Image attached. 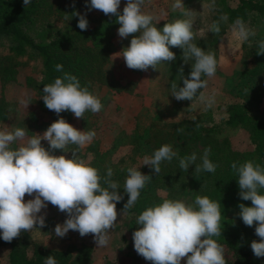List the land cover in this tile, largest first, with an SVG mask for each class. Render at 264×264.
Wrapping results in <instances>:
<instances>
[{"label": "clouds", "instance_id": "clouds-1", "mask_svg": "<svg viewBox=\"0 0 264 264\" xmlns=\"http://www.w3.org/2000/svg\"><path fill=\"white\" fill-rule=\"evenodd\" d=\"M32 0H23L27 6ZM121 0H90L88 11L93 9L106 16H115L119 23L120 38L132 36L128 47L119 52L129 69L147 71L155 69L162 62L176 60L169 46L182 50L181 58L186 64L192 61L191 71L183 77V65L178 68L183 86L176 81L170 85V94L177 101H191L192 111H204L217 103V93L201 91L208 87V81L215 77L217 59L214 52L197 46L198 38H207L209 32L219 35L221 24L228 22L227 14H220L206 28L194 31L198 12L185 7L182 0H174L171 11H179L182 18L164 23L162 29L156 25L161 19L143 10L145 0H126L122 12L118 11ZM202 8L208 12L217 10L216 0H209ZM77 16V27L86 31L89 27L86 14L73 12ZM66 21L70 19L65 17ZM231 30L241 44L254 38L257 33L243 19L237 18ZM251 46V45H250ZM257 55H264V39L256 41ZM55 70L63 75L52 83L44 84L42 92L44 105L58 116L70 111L75 118H84L86 112L99 113L103 104L100 99L82 86L77 76L63 71L62 64ZM197 103L193 104V101ZM25 107L31 102L22 99ZM196 120V115L190 117ZM28 130L16 127L9 131L0 130V238L7 243L18 238L22 232L43 228L46 224L47 207L50 203L67 218L57 224L54 234L63 238L70 230L81 237L91 234L97 247H105L109 242V231L117 221L116 203L123 199L118 192L121 188L112 177L109 167L101 176L99 170L88 161L81 159L79 150L89 145L96 136L94 130H78L65 119L58 118L42 134L28 136ZM47 141V149L41 141ZM19 142V143H17ZM16 144V147L13 145ZM75 146V147H72ZM71 152L70 157L54 155V150ZM211 149L205 148L199 157L197 153L180 157L170 144H163L151 156H145L141 165H147L154 175L161 172L164 161L173 158L179 161V168L185 172L194 165L197 173H215L218 165L209 159ZM140 165V166H141ZM230 167L237 178L239 196L251 201V206L240 203L239 217L246 226L255 223V234L251 250L257 258L264 257V167L252 160L233 161ZM139 167H128L123 190L127 201L123 211L132 209L140 192L151 180V175L143 174ZM32 197L25 201V195ZM221 204L208 196L197 195L192 203L179 199H164L161 203L147 207L135 220L139 227L133 231L132 240L136 253L152 264H226L224 248L216 239L222 231ZM44 264H58L49 255Z\"/></svg>", "mask_w": 264, "mask_h": 264}, {"label": "trees", "instance_id": "trees-1", "mask_svg": "<svg viewBox=\"0 0 264 264\" xmlns=\"http://www.w3.org/2000/svg\"><path fill=\"white\" fill-rule=\"evenodd\" d=\"M235 5H230L227 0H218L221 10L228 15V21L235 19H246L248 11H255L264 18V0H234ZM123 9L118 11L122 12ZM86 14L89 27L86 31H81L77 27V16L73 12ZM50 16V21L46 20ZM66 16L70 19L63 20ZM219 15L216 16V19ZM45 17V18H44ZM174 21V20H173ZM172 21H165L170 23ZM119 23L115 16H106L104 13L99 17H91L81 10L77 1L72 0H32L24 6L23 0H0V39L8 40L9 49L16 54H28L32 57L40 58L42 74L40 82L37 83L38 107L31 111L29 122L30 135L33 136L37 129H46L58 118L69 121L74 118L70 111H63L59 116L44 105L41 98L44 93V84L52 83L56 77L62 76V72L55 70L56 64L63 65V71L69 72L80 80L82 86L89 87L91 82L100 77V82L113 85L102 73V64L108 59L110 52L115 48V44L109 40L114 32V28ZM163 25L159 28L162 29ZM123 40V43L127 42ZM202 49L205 46L197 44ZM172 47V46H171ZM170 47V48H171ZM256 45L250 50V56L242 61L241 69L242 81L238 85V93L243 97V101L229 104L225 121L230 126L242 124L247 127L252 149L240 151L228 145L226 137H218L216 133L222 129L220 122L209 121L204 114L197 116L193 121L190 117L178 119L176 122L179 132H192L197 138H202L205 142L202 145L192 146L182 139L176 140L173 148L180 157L197 153L198 159L203 155L205 148L211 149L209 159L218 165L215 173L203 174L193 173L189 178L186 172L179 168V161L173 158L171 162L164 161L161 164V172L154 175L153 172L147 174V165H141L140 156H151L153 152L163 144H169L163 136L152 135L151 128L148 132L135 119L130 131L122 133L121 137L113 140V147L123 141L129 142L132 154H126L119 159L112 160L109 151L102 150L95 142L80 149L82 159L88 161L91 157V166L97 168L101 176L106 174V170L111 167L114 175L113 179L118 181L121 188L118 192L123 195V199L116 203V209L129 214V218L124 220L129 227H139L135 224L136 217L147 207L159 204L164 199H178L183 193L190 194V201H194L197 195L208 196L221 204L222 231L221 236L214 238L224 248L226 253V264H264V257L254 256L250 244L253 240H259L255 234V223L253 226H246L239 217L240 203L251 206V201H244L238 196L229 201L227 195L229 191L238 183L230 164L233 161L244 162L252 160L264 167V119L251 116L246 108V102L259 101L264 95V55H257ZM171 51L176 59L181 58L182 50L172 47ZM179 62L172 61L168 65L175 67ZM192 61L186 63L184 71H191ZM137 118V117H136ZM124 129V128H123ZM181 129V130H180ZM125 130V129H124ZM146 131V132H145ZM174 131V132H177ZM47 149L46 141H41ZM54 150L53 154L57 155ZM144 158V157H143ZM141 165V166H140ZM139 167L143 174L151 175V180L141 190L140 196L132 209L123 211V205L127 201V193L123 190V184L127 176L128 167ZM231 209L234 210L230 214ZM0 244H8V261L10 264H44L47 256H53L58 264H76L77 245L68 243L65 248L47 247L41 245L26 232L7 243L0 238ZM135 256L138 254L134 252Z\"/></svg>", "mask_w": 264, "mask_h": 264}, {"label": "rangeland", "instance_id": "rangeland-1", "mask_svg": "<svg viewBox=\"0 0 264 264\" xmlns=\"http://www.w3.org/2000/svg\"><path fill=\"white\" fill-rule=\"evenodd\" d=\"M75 1L79 3L83 12L88 13L93 18L103 14L99 10H87L86 3H90V0ZM227 1L230 5H235L234 0ZM173 2L174 0H145L143 10L151 13L157 19H161L156 25L159 28L165 21L182 18L179 11L172 12L170 10ZM182 2L186 8L198 12L199 18L194 24V31L206 28L212 20L216 19L217 15L225 12V10H221L222 7L219 6L218 0H216L217 10L211 13L202 8V5L207 4L209 0H182ZM125 4L126 0H121L118 10L123 9ZM45 19L50 21V16ZM63 20L65 18L62 21L58 20L56 24L62 23ZM244 21L256 30L257 35L243 44L234 37L231 30L233 22L229 21L221 24L219 35L209 32L206 39L198 38L196 40L197 44L205 46V51L215 53L218 63L215 77L208 81L206 89L201 90L205 93L212 90L216 91L217 103L211 109L204 111L198 108L193 112L191 101H177L170 94V85L173 81H176L178 87L183 86V79H180L178 74V68L181 65L184 69L186 67L182 58L176 59L179 63L175 67L168 65L170 62H162L157 65V68L150 67L147 71L129 69L123 57L117 55L120 54L119 52L122 49L129 46L132 36L120 38L117 32L120 26L118 25L109 38L111 43L115 44V48L102 64V73L105 77H109L108 80L113 85L100 82L101 79L97 76L88 87L89 91L100 99L103 104L102 110L95 114L86 112L84 118L77 119L74 117L67 122L78 130H94L96 136L91 144L95 145L96 142L100 149L110 150L112 160L119 159L126 154H132L129 142L122 140L113 147V140L121 137L123 132L125 134V132L130 131L135 119L143 128H146L147 132L150 127L152 135L163 136L164 140L172 146L179 139L196 146L205 142L202 138H197L192 132L177 131L179 124L176 121L180 118L191 117L192 115L197 117L204 114V117L209 121L220 122L222 129L216 134H218V137H226L231 148L240 151L252 149L253 144L246 126L242 124L230 126L224 122L229 104L243 101V97L238 93V85L243 80L240 74V68H243L242 61L247 60V56L251 55L250 50L256 45V41L264 39L263 17L255 11H248ZM124 39H127V42L123 43ZM9 43L8 40L0 39V130L7 129L11 131L16 127H23L28 130L27 134L29 136L31 111L38 107L37 83L40 82L42 77L40 73L42 61L40 58L32 57L27 53L16 54L12 52L9 49ZM189 73L190 71L187 73L183 70V77L187 78ZM22 99H28L31 102L25 107L20 102ZM192 103L195 104L197 101L194 100ZM246 108L251 116L264 119V95L259 101H247ZM46 111H48L47 107ZM45 130L40 128L36 130V133L42 134ZM13 147H16V144ZM56 151H58L57 155L71 156V152L63 153L59 149ZM80 153L82 151L79 150V156L82 159ZM145 156H140L139 163L143 162ZM144 172L149 174L152 169L145 168ZM193 173H197L194 170V165L187 170V178ZM200 173L209 174L206 171ZM239 191L237 183L229 191L228 200L231 201L237 198ZM31 198L26 194L24 199L27 201ZM178 199L186 203H192L190 194L187 193H181ZM46 212L45 226L26 233L41 245L47 247L65 248L68 243L76 244V264H152L151 261L145 260L140 255L135 256L132 233L138 227H129L128 224L124 223V220L129 218V214L125 212L117 210V221L114 228L108 233L109 242L105 247H97L91 234L81 237L77 231L70 230L63 238L55 236V226L62 224L67 218V214L60 212L50 203ZM233 212L234 210L231 209L230 214ZM8 248V244H0V264H10L8 261ZM226 256L229 258L231 255L226 253L225 258ZM181 264H186V261L182 260Z\"/></svg>", "mask_w": 264, "mask_h": 264}]
</instances>
